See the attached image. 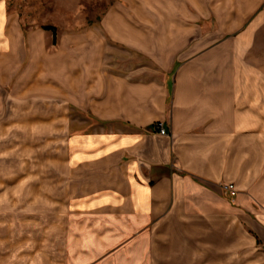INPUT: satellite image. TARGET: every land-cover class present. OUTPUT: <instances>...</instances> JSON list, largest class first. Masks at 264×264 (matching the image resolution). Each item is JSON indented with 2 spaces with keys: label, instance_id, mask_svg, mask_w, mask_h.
<instances>
[{
  "label": "crops",
  "instance_id": "obj_1",
  "mask_svg": "<svg viewBox=\"0 0 264 264\" xmlns=\"http://www.w3.org/2000/svg\"><path fill=\"white\" fill-rule=\"evenodd\" d=\"M123 1L104 22L127 72L94 62L93 90L70 102L91 123L47 175L68 216L65 253L264 264V0ZM84 83L66 79L64 97Z\"/></svg>",
  "mask_w": 264,
  "mask_h": 264
},
{
  "label": "rangeland",
  "instance_id": "obj_2",
  "mask_svg": "<svg viewBox=\"0 0 264 264\" xmlns=\"http://www.w3.org/2000/svg\"><path fill=\"white\" fill-rule=\"evenodd\" d=\"M120 2L0 0V264H80L64 251L68 216L62 198L49 195L57 183L49 187L47 175L67 137L79 134V120L91 123L70 102L93 90L94 62L127 72L126 48L104 22ZM97 45L103 51L95 60ZM137 57L130 56L132 67ZM69 77L87 82L72 99L62 93ZM103 258L84 264H108Z\"/></svg>",
  "mask_w": 264,
  "mask_h": 264
},
{
  "label": "built area",
  "instance_id": "obj_3",
  "mask_svg": "<svg viewBox=\"0 0 264 264\" xmlns=\"http://www.w3.org/2000/svg\"><path fill=\"white\" fill-rule=\"evenodd\" d=\"M157 132L159 135L166 134L165 129L161 125L157 126ZM221 188L224 192L227 191L230 194H235L234 186L232 184H223ZM263 251H264V245H263Z\"/></svg>",
  "mask_w": 264,
  "mask_h": 264
},
{
  "label": "trees",
  "instance_id": "obj_4",
  "mask_svg": "<svg viewBox=\"0 0 264 264\" xmlns=\"http://www.w3.org/2000/svg\"><path fill=\"white\" fill-rule=\"evenodd\" d=\"M44 30H48L51 31L53 33V35L55 36V27L51 26V25H45L42 27Z\"/></svg>",
  "mask_w": 264,
  "mask_h": 264
}]
</instances>
